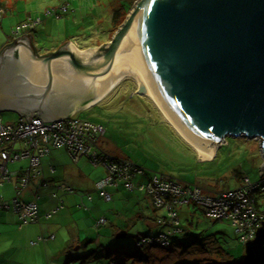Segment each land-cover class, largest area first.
Returning a JSON list of instances; mask_svg holds the SVG:
<instances>
[{
	"label": "water",
	"instance_id": "obj_1",
	"mask_svg": "<svg viewBox=\"0 0 264 264\" xmlns=\"http://www.w3.org/2000/svg\"><path fill=\"white\" fill-rule=\"evenodd\" d=\"M103 46L39 55L32 35L15 39L0 52V112L75 120L130 75L199 161L227 137L259 140L264 160V0H137ZM244 264H264V221Z\"/></svg>",
	"mask_w": 264,
	"mask_h": 264
},
{
	"label": "rangeland",
	"instance_id": "obj_2",
	"mask_svg": "<svg viewBox=\"0 0 264 264\" xmlns=\"http://www.w3.org/2000/svg\"><path fill=\"white\" fill-rule=\"evenodd\" d=\"M128 1L3 0L8 11L2 29L0 27V49L5 48L16 26L30 16L35 20L42 18L33 34L39 55L54 53L70 40L80 50L99 48L114 35L112 11ZM47 10L52 12L50 18L46 16ZM136 89V83L127 79L100 104L78 112L77 119L106 129L99 141L102 149L151 171L164 173L185 186L198 185L212 193L236 189L244 177L252 182L260 180L264 160L259 140L227 137L226 144L217 148L212 160L199 161L196 151L167 124L155 104L137 94ZM0 118L3 123H15L20 115L2 111ZM53 149L64 152L67 157L65 147L51 148L50 152ZM257 198L264 205V193L257 194ZM195 202L196 205L178 209L186 230L175 235L172 246L164 247L167 249L136 247L139 236L155 234L143 223L142 230L136 227L117 232L111 230L113 224L99 229L94 226L98 230L89 227L87 233L91 240L77 245L70 253V264H110L112 261L120 264H244L245 244L239 242L233 223L206 217L203 206ZM159 212L166 214L164 210ZM123 232L126 236L119 237ZM149 250L152 253L149 254ZM67 260L69 256L63 257L59 264H66ZM0 262L4 263L1 256Z\"/></svg>",
	"mask_w": 264,
	"mask_h": 264
},
{
	"label": "crops",
	"instance_id": "obj_3",
	"mask_svg": "<svg viewBox=\"0 0 264 264\" xmlns=\"http://www.w3.org/2000/svg\"><path fill=\"white\" fill-rule=\"evenodd\" d=\"M31 35L34 41V35ZM70 42L74 43L71 40ZM192 150L195 152L193 148ZM197 157L199 158L198 154ZM27 166L28 160L9 164L12 172L21 171ZM42 167V176L32 181L22 199L29 201L35 193H39V209L43 213L55 206L56 198L52 193H57L64 200V208L50 221L43 220L40 224L23 228L18 227L14 213L1 212L0 256L4 263L0 264H27L30 261L59 264L63 257L71 258L70 253L77 245L91 240L87 233L90 228L98 230L95 227L98 219L102 217L107 218L105 227L113 224L111 230L116 232L128 228L133 230L136 227L142 230V223L151 231L157 230V221L162 214L156 211L149 195L139 191H127L120 186L108 188V193L111 194L109 202L100 198L95 184L108 174L104 165H93L83 157L75 163L68 152L66 157L64 152L53 149L42 159ZM65 184L71 187L72 191H64L61 185ZM87 194H90L91 199ZM14 195L15 180L0 189V197L11 199ZM53 235L55 239L44 244L36 247L30 245V242L39 236L50 238Z\"/></svg>",
	"mask_w": 264,
	"mask_h": 264
},
{
	"label": "built area",
	"instance_id": "obj_4",
	"mask_svg": "<svg viewBox=\"0 0 264 264\" xmlns=\"http://www.w3.org/2000/svg\"><path fill=\"white\" fill-rule=\"evenodd\" d=\"M38 22L39 20L30 25L26 24L22 28L24 31H31ZM20 28L13 32L14 40L20 37ZM31 122L29 124L27 119L22 118L15 124L3 123L0 118V144L3 146L0 152V183L10 178L7 163L12 158L19 160L22 157H31L32 166L37 167L40 165V159L49 151L45 147L53 144L55 147L66 146L75 161L87 157L93 165L100 164L107 168L108 176L96 184L97 189L101 190V196L107 200L110 199V195L106 192V188L116 186L118 181H124L128 189L134 187L131 179L134 173H137L136 169L127 161L101 149L99 141L105 133L103 127L77 118L75 120L65 118L55 122H43V120L36 117L31 118ZM22 141H24L25 149L21 155H18L14 146ZM142 172L143 170L139 169V173ZM261 178L258 182L245 179L241 186L234 190L205 194L200 188H195L193 191L183 190V186H180L171 178L157 175L148 184L147 192L154 195L155 205L159 208L168 205L171 197L174 198L175 201H172L176 205L183 196L192 197L194 201L205 208L209 217L231 220L237 228L236 232L239 234L240 241L247 243L254 239L257 229L264 221V216L257 210L255 203V193L257 191L264 192V175ZM61 187L66 192L72 191V188L67 185ZM141 189H144L143 186ZM221 199L224 203L217 204V201ZM15 207L20 211V219L24 224H27L30 220H37L38 207L36 203L26 204L20 199H15ZM62 208L61 200L48 214L47 218L53 216ZM0 209H2L1 204ZM167 210L171 211L170 207H167ZM169 215L172 219L169 222H160L161 225L167 223V225L176 228L179 225V220L176 218L177 213L171 211ZM105 222L106 219L102 218L99 224ZM153 245L166 247V236L160 235L157 240H149L143 237L136 243L137 247H151Z\"/></svg>",
	"mask_w": 264,
	"mask_h": 264
},
{
	"label": "trees",
	"instance_id": "obj_5",
	"mask_svg": "<svg viewBox=\"0 0 264 264\" xmlns=\"http://www.w3.org/2000/svg\"><path fill=\"white\" fill-rule=\"evenodd\" d=\"M124 1V0H123ZM126 1V0H125ZM136 2V0H130L128 1L126 4L125 3H122L121 5H118L113 11H112V14H111V23H112V35L118 30V28L122 25V23L124 22L127 14L129 13V11L131 10V8L133 7V4ZM0 10H2V12H0V27H1V24L6 16V13L8 11V6H6L4 3H3V0H0ZM58 13V12H57ZM63 14V13H62ZM52 15V12L51 10H47L46 11V16H48L49 18L51 17ZM39 22L34 26L33 28V32L31 31H24V29L22 28L23 26H25L26 24H33L34 22H36L37 20H35L33 17H29L28 20H26L25 22H22L21 24H18L16 26V28L13 30L16 31L17 28L21 27L19 30L21 31V35H31V34H34V32L36 31L37 29V25L42 21V18H38ZM24 31V32H22ZM12 32V34H13ZM19 38V37H18ZM111 40V39H110ZM12 41H14V38L13 36H11L10 39H8L6 45L4 47H6L8 44H10ZM109 42V41H108ZM104 47V46H103ZM103 47L101 48V50H103ZM3 49V48H2ZM22 119V117H20L15 123L19 122V120ZM85 121V120H83ZM15 123H12V124H15ZM92 123V122H91ZM94 124V123H93ZM95 125H98V126H101L99 124H95ZM103 127V126H101ZM104 128V127H103ZM105 129V128H104ZM105 133H106V129H105ZM105 133L103 136H105ZM102 136V137H103ZM101 137V138H102ZM226 144V143H225ZM61 146L59 147H55L53 146V144H49L47 145L45 148H48L49 151L47 154H45L41 159H40V165L37 166V167H33L32 164H31V157H22L20 158L19 160H15V159H11L8 163H7V168H8V171H9V180H6L2 183H0V189L3 188L5 185L7 184H10L12 183L14 180H15V195L14 197H12L11 199H5L3 197H0V204L2 205V209H0V213L1 212H11V213H14L17 217V221H18V227L19 228H23V227H26V226H30V225H33V224H40L41 221L45 220V221H50L52 220L63 208H64V200L62 197H60L57 193H52V196L54 198H56V204L54 207H52L51 209L47 210L46 212H43L41 213L40 212V207H39V200H40V194L39 193H35L33 196H32V199H30L29 201H24L22 199V196L24 195V193H26V191L29 190L30 188V185L32 183V181L35 179V178H40L42 176V173H43V167H42V159L44 157H46L49 153H50V149L51 148H60ZM67 149V152L69 153L71 159L73 160V162L77 163L78 161H75L72 157V154L70 153L69 149L66 147V146H63ZM3 148V146L0 144V152H1V149ZM15 151L17 152L18 155H21L22 151L25 149L24 148V141L22 142H18L15 146ZM102 149V148H101ZM104 150V149H102ZM106 151V150H104ZM107 152V151H106ZM109 153V152H107ZM83 158H86L89 162L90 160L87 158V157H83ZM120 159H123L125 161H127L128 163H130V165L132 167H134L137 171V173H134V175L132 176V179H131V183H133V188L131 189H128L125 185V182L124 181H118L117 182V185L116 186H113V188H118V187H123L125 190L127 191H139L141 193H144V194H147L151 197L152 199V202H153V205L154 207L156 208V211H159V210H164L165 211V215H162V217L157 221L158 223V228L157 230L153 231L152 233H155V234H150V235H141L138 237L137 239V242L140 240V238H147L149 240H157L158 236L160 235H165L166 236V239H167V247H171L172 244H173V237L177 234H183L185 232V227L183 226L182 224V221H181V217H180V213H179V208L180 207H183V206H190L191 204H195L196 205V202L193 200L192 197L190 196H183L181 198V200L177 203V205L174 203V198L171 197L170 198V202L168 203V205H164L162 207H157L155 205V201H154V195H151L147 192V186L148 184L153 181L154 177L157 176V175H162V176H165V177H168V178H171L172 180H174L175 182L176 179L172 178V177H169L167 175H165L164 173H161V172H154V171H151L149 169H147L146 167H144L143 165L141 164H138L134 161H131L129 159H124V158H120ZM22 160H28V166L21 170V171H18V172H12L9 168V164L10 163H15V162H19V161H22ZM91 163V162H90ZM92 164V163H91ZM106 168V167H105ZM107 169V168H106ZM139 169H142L143 172L142 173H139ZM52 170V169H51ZM54 171V169L52 170V172ZM108 176V174H107ZM106 176V177H107ZM104 179V178H103ZM245 179H248L249 181H251V179L249 178H246L244 177L243 180H242V183L244 182ZM262 178H260L261 180ZM102 180V179H101ZM99 180V181H101ZM258 180V181H260ZM98 181V182H99ZM256 181V182H258ZM96 182V184L98 183ZM252 182V181H251ZM180 186H183V190L184 189H187V190H191L193 191L195 188H200L205 194H216V193H212L208 190H206L205 188H202L200 186H185L183 185L182 183H179L177 182ZM241 183V184H242ZM95 184V186H96ZM241 184L237 187L239 188L241 186ZM66 185V184H65ZM41 186H43V184L41 183ZM62 186V185H61ZM143 186L144 189H141V187ZM108 188H111V187H108ZM108 188H106V192L108 193ZM236 188V189H237ZM97 189V187H96ZM98 190V189H97ZM228 190H234V189H228ZM228 190H223V191H220V192H225V191H228ZM99 192V196L100 198L106 200V201H110L111 200V194L108 193L110 195V199L107 200L106 198L102 197L100 192L101 190H98ZM220 192H217V193H220ZM261 193H264L263 191H257L255 193V203H256V208L257 210L260 212V214H262L264 216V209L262 208V203L261 201L258 200L257 198V194H261ZM87 196L91 199V196L90 194H87ZM15 199H20L23 203H26V204H30L32 202L36 203L37 204V207H38V217H37V220L36 221H28L27 224H24L23 221L20 219V211L17 210V208L15 207ZM169 199V198H168ZM62 200V205H63V208L61 210H59L56 214H54L53 216H50L49 218L48 217V214L51 213V211L56 207V205ZM174 200V201H172ZM264 206V205H263ZM167 207H170L171 211H174L177 213V216L176 218L179 220V225L176 227V228H173L171 227L170 225H167L164 224V225H161L160 222H169L172 218L171 216L169 215V212L171 211H168L167 210ZM260 207L262 209H260ZM205 211V215L206 217L208 218H211V219H215V218H212V217H209L207 215V211L205 210L204 207H202ZM106 219V222L104 224H99V221L100 219ZM102 218H99L98 221H97V226L96 228H101L102 226H105L106 223H107V218L106 217H102ZM216 220H227V219H216ZM227 221H230L231 223H233L231 220H227ZM234 225V224H233ZM235 226V225H234ZM236 227V226H235ZM237 229V228H236ZM238 235V240L239 242L240 241V238H239V234ZM55 239V236H50V238L48 237H45V236H39L37 239L33 240L30 242V245L31 247H36L38 246L39 244H44L46 243L47 241L49 240H53ZM136 242V243H137ZM243 244H246L244 242H241ZM137 247V246H136ZM138 248V247H137ZM146 248H149V249H153V248H158L157 245H153L151 247H146ZM163 249H167V248H164L162 247ZM139 249H141L139 247ZM152 253L151 250H149V254ZM142 256V255H141ZM70 260H68L66 262V264H70L71 263V258L69 257ZM110 264H120L119 262H116V261H112Z\"/></svg>",
	"mask_w": 264,
	"mask_h": 264
},
{
	"label": "bare ground",
	"instance_id": "obj_6",
	"mask_svg": "<svg viewBox=\"0 0 264 264\" xmlns=\"http://www.w3.org/2000/svg\"><path fill=\"white\" fill-rule=\"evenodd\" d=\"M76 48L78 49V50H80L77 46H76ZM80 51H85V50H80ZM127 79H131V80H133L135 83H136V86H137V89H136V92L139 90V84H138V81L136 80V78H134L133 76H130V75H126L117 85H115L114 87H113V89L104 97V98H102L101 100H99V101H97L96 103H94L93 105H95V104H98V103H101L104 99H106L107 97H108V95L112 92V91H114L119 85H121L125 80H127ZM137 94H139V95H143V96H146L147 98H149L154 104H155V106L157 107V109L159 110V112H160V114H161V116L163 117V119L172 127V129L178 134V136L179 137H181L187 144H189L195 151H196V153L198 154V156L200 157V155H199V153H198V151L179 133V131L173 126V124L167 119V117L161 112V110H160V108L158 107V105L156 104V102L154 101V99L152 98V97H150V96H148V95H146V94H142V93H137ZM93 105H91V106H93ZM90 106V107H91ZM89 108V107H88ZM87 109V108H86ZM213 158H214V156H213ZM207 161H209V160H207ZM223 204L224 203V201H222V199L221 200H219V201H217V204Z\"/></svg>",
	"mask_w": 264,
	"mask_h": 264
},
{
	"label": "flooded vegetation",
	"instance_id": "obj_7",
	"mask_svg": "<svg viewBox=\"0 0 264 264\" xmlns=\"http://www.w3.org/2000/svg\"><path fill=\"white\" fill-rule=\"evenodd\" d=\"M37 49V48H36ZM37 53H38V50H37ZM39 54V53H38ZM46 55V54H45Z\"/></svg>",
	"mask_w": 264,
	"mask_h": 264
}]
</instances>
